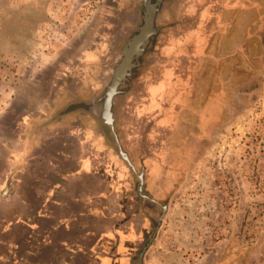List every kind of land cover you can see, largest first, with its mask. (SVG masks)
Instances as JSON below:
<instances>
[{
    "label": "rangeland",
    "instance_id": "obj_1",
    "mask_svg": "<svg viewBox=\"0 0 264 264\" xmlns=\"http://www.w3.org/2000/svg\"><path fill=\"white\" fill-rule=\"evenodd\" d=\"M141 1L0 0V194L10 178L17 184L0 200V264H19L1 234L22 237L32 227L27 216L39 200L19 191L28 170L42 166L34 153L57 152V143L42 144L44 133L74 135L81 126L75 135H83L96 120V137L81 144H105L103 173L124 167L101 112L77 113L102 105L99 77L115 66L112 44L116 58L140 26L132 16L142 14ZM163 1L155 44L113 108L123 149L145 155L146 137L161 144L149 135L156 120L180 105L161 152L167 211L143 264H264V0ZM80 81L90 85L81 95ZM67 140L74 150L78 142Z\"/></svg>",
    "mask_w": 264,
    "mask_h": 264
},
{
    "label": "flooded vegetation",
    "instance_id": "obj_2",
    "mask_svg": "<svg viewBox=\"0 0 264 264\" xmlns=\"http://www.w3.org/2000/svg\"><path fill=\"white\" fill-rule=\"evenodd\" d=\"M163 2V0L141 1L143 8L142 14L141 10L137 9L134 16H132L135 18V21L141 22L140 26L131 34L127 32V35L123 37V45L116 58L113 57L114 46L112 44L110 59H116L115 66L110 68L109 72L103 73V77H99L101 80L100 84L105 90L102 105L98 106L97 104H93L88 106V104L83 103L89 108L92 107V109L85 111L82 110L77 113V115L83 114L89 117H95L101 112L103 123L109 127L113 133V129L115 130L114 126L112 129L104 116L105 114L107 115V113L114 115L113 108L115 99L122 94L123 88L129 86L133 79H135L136 70L142 66L141 61L149 53L152 46H154V40L159 33V20ZM132 7L133 10L136 9H134V5ZM126 13H128L129 16L132 15L133 12L129 11ZM140 18L141 20H139ZM90 50L89 54L96 59H104L92 48ZM130 59H133V61ZM131 61L134 65L129 66V62ZM126 68L130 75L126 78L120 79L117 91L113 94V89L111 87L113 86L116 77L117 79L122 77L121 73L122 71H125ZM90 69H93V67H90ZM109 75L110 77L106 79ZM135 82L136 79L134 80V83ZM77 84L79 85V89H83L79 90L80 95L83 91L86 93L88 88H90V85L83 84L82 81ZM175 95H180L178 89H176ZM171 100L167 101L170 102ZM179 106L180 105L177 104L174 107H166L163 111V116L156 120V124L154 123L152 126L149 135L154 130L153 134L155 136L156 134L161 136V144L151 145V143H153L150 142L149 139L151 135L146 137L144 144H147V146H144V148L151 151L147 152L145 155L143 153L131 155L125 151L121 141H119V137L116 138L113 133L119 149L118 155L122 164H124V167L119 168L116 166V163H113L110 169H107L106 172H104L107 175L106 184L109 189L107 197L108 211L105 216H102V219L104 218L105 220V223L103 224L105 227L98 226L99 229L96 237L91 242L92 247L83 251L82 254L77 255L74 264H143L144 255L148 247L151 245V242L156 237L155 235L160 228L167 211V206L163 203L160 193V191L163 190L161 188L162 182H159V180L162 181V174H165L167 170L163 161L161 162V152L164 153L165 151H169L167 147L168 144L163 143V139L169 141L173 135V130H171V128L174 127L177 113L180 112ZM54 121L55 123L59 122L60 117ZM94 122L97 123L96 120H89L84 123L85 125L83 124L84 129H86L85 134L83 135H80L79 133L75 135L77 129L79 131L81 129L83 130L81 126L75 127L74 135H72V132L69 130L67 131L66 128L64 130H58L53 134L46 132L44 133L42 144L45 145L50 141L57 143L63 139H75L78 143H81L86 137L94 139L96 137L94 130L96 127L93 125ZM27 128L28 127H26L25 130H27ZM27 138L28 136L26 132L25 140L20 142L23 151L24 148H27ZM157 139L159 138L156 137V140ZM163 144L166 145V147H164ZM119 147L122 148L127 159L121 155ZM22 149H19V152L22 151ZM155 151H158L159 153H156ZM83 153L84 155L88 154L87 152ZM40 154L41 152L36 151L34 153L35 158L40 156ZM19 175L21 177L20 179H22V173H19ZM58 180L59 178L53 179L51 184H58ZM16 187L17 184H15L14 177L10 178L7 181L5 188L1 191L0 200L6 198L11 193L12 189ZM40 198L41 197L37 199L39 200L37 205L39 211L36 214L38 215L36 218H40L41 214L42 199ZM35 211H37V209H35ZM37 223H39V221H37ZM101 228L105 231L102 230L99 232ZM28 231L26 230L22 237H15V234L14 236L12 234L8 235L7 233L1 234L6 238L4 244L8 245L7 252L14 254V256L17 257L19 264H30L32 262V256L26 249L28 240H26L25 235ZM17 241L19 242L20 247L18 250L14 249ZM1 249L2 248H0V251H3ZM1 254L2 252H0V259L3 257Z\"/></svg>",
    "mask_w": 264,
    "mask_h": 264
},
{
    "label": "crops",
    "instance_id": "obj_3",
    "mask_svg": "<svg viewBox=\"0 0 264 264\" xmlns=\"http://www.w3.org/2000/svg\"><path fill=\"white\" fill-rule=\"evenodd\" d=\"M112 117L114 124V115ZM61 141L57 142L56 153H50V156L48 152L40 154L42 166L38 164L27 172L19 191L26 193L27 200L31 192L36 199H42L40 218H36L38 207L27 216L32 223L31 230L25 235L28 240L26 249L32 256L30 264H74L77 255L92 247L98 226L105 223L102 216L108 211L109 189L107 175L100 171L107 163V158L102 157L105 144L101 140L86 141L84 145L79 142L75 147L79 146V150L76 151ZM81 145L87 155H84ZM52 177L59 178L58 184L50 183ZM39 180L42 181L41 192L36 188L40 186ZM14 249H20L18 241Z\"/></svg>",
    "mask_w": 264,
    "mask_h": 264
},
{
    "label": "water",
    "instance_id": "obj_4",
    "mask_svg": "<svg viewBox=\"0 0 264 264\" xmlns=\"http://www.w3.org/2000/svg\"><path fill=\"white\" fill-rule=\"evenodd\" d=\"M130 60L133 61V59H130ZM132 61L129 62V66L134 65V64H132ZM125 75H126V76H125ZM128 75H130V73H128V70H127V68H126V70H125V71H122V73H121V76H122V77H120V78H118V79H117V77H116V80L114 81V84H113V86L111 87V88L113 89V91H112L113 94L117 91V87H118V84H119L120 79H121V78H126ZM109 90H110V89H109ZM104 117H105V119L107 120V122L109 123V125H110V126L112 127V129H113V126H114V125H113V118H112V115H111L110 113H107V115L105 114ZM113 133H114V135H115L116 138H117V135H116V132H115L114 129H113ZM119 148H120V153H121V155L127 159V157H126L125 153L123 152L122 148H121V147H119Z\"/></svg>",
    "mask_w": 264,
    "mask_h": 264
}]
</instances>
